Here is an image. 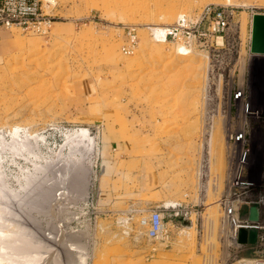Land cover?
<instances>
[{"label": "rangeland", "instance_id": "obj_1", "mask_svg": "<svg viewBox=\"0 0 264 264\" xmlns=\"http://www.w3.org/2000/svg\"><path fill=\"white\" fill-rule=\"evenodd\" d=\"M170 2L194 21L205 8L223 11L228 24L222 44L211 42L216 34L206 19L200 22L205 37H196L191 48L156 41L150 29L177 16L167 24L150 17ZM42 12L45 23L0 28V133L27 137L33 145L26 161L6 157L0 190H18L25 180L21 171L33 164L79 159L89 171L87 197L50 217L70 220V230L82 231L88 252L102 253L97 264H203L208 258L209 264H233L251 258L255 243L237 242L236 249L229 244L218 199L226 192V134L240 130L243 121L232 91L243 89L253 110L264 111V56L250 52L251 19L264 14V0H42ZM181 46L186 53L177 52ZM164 55L174 61L165 63ZM248 122L252 155L260 159L262 123ZM211 133L220 146L216 150L215 142L209 157ZM107 144L123 173L113 182L121 189L110 197L104 193L113 203L101 205L98 181ZM216 159L222 161L218 188ZM142 161L157 175L138 193ZM200 166L208 175L202 186ZM153 183L158 187L151 192ZM169 200L174 207H164ZM149 203L184 210L168 222L167 247L152 245L136 225ZM210 208L217 220L206 241ZM129 209L133 222H115ZM72 252L79 264L81 250Z\"/></svg>", "mask_w": 264, "mask_h": 264}, {"label": "bare ground", "instance_id": "obj_2", "mask_svg": "<svg viewBox=\"0 0 264 264\" xmlns=\"http://www.w3.org/2000/svg\"><path fill=\"white\" fill-rule=\"evenodd\" d=\"M226 2H230V0H226ZM182 15L183 13L178 12L176 3L170 2L161 7L157 14L152 15L150 19L167 24L176 16ZM158 29L163 28H159L157 25L151 30ZM153 37L158 42H166L159 40L156 35ZM177 52L186 53V50L181 46ZM162 60L171 64L174 57L164 55ZM171 100L173 103L176 102L174 98ZM210 136V140L208 139L209 157L212 145L216 142V150L220 146L219 138L216 139L213 133ZM32 146L27 137L12 134L6 138L4 134L0 133V166L4 165L9 154L25 160V154ZM216 161L217 164L212 166V172L215 171L217 174L215 176L218 179L214 182L219 183L218 188L221 183L219 171L222 161L219 159ZM209 168L211 169V167ZM88 175L89 171L82 166L79 159L68 157L55 162L47 160L42 164H33L31 169L21 171V177L25 180L18 190L9 193L4 191L5 187L0 190V264H74L76 262L72 258L74 254L72 251H77V249H80L83 254L79 264H86L85 261L88 257L89 264L101 262L102 253L99 255L95 249L88 252L82 231L69 229L70 220L69 222L68 220L56 222L50 217L56 216L64 209L65 205L74 206L86 199L89 186ZM163 204L164 207H174L175 203L169 200ZM209 210L210 214L207 218L204 217L206 218V241L214 233L217 220L214 210L211 208ZM141 217L146 218L147 214L143 212ZM118 220L117 223L120 224L121 217ZM137 227L142 229L141 226V228L138 225ZM92 243L95 242L92 241ZM72 246L74 247L71 248ZM196 263L200 264L201 262L197 260ZM203 264H209V258L203 260Z\"/></svg>", "mask_w": 264, "mask_h": 264}, {"label": "built area", "instance_id": "obj_3", "mask_svg": "<svg viewBox=\"0 0 264 264\" xmlns=\"http://www.w3.org/2000/svg\"><path fill=\"white\" fill-rule=\"evenodd\" d=\"M43 15L42 0H0V28L17 27L27 29L36 24L45 23ZM201 15L203 17L198 20ZM200 17L194 21L187 19L185 16H179L172 24L159 27L163 29L156 31L150 29V31L153 36H158L159 40L166 42L170 40L176 45L191 48L197 42L196 37H205L206 34L202 31L200 22L206 19L212 25V34H216L215 38L211 37V42H214L215 46L221 45L223 31L228 24L223 11L215 8H205ZM194 35L197 36L194 37ZM262 93L264 95V87ZM231 95L233 101L240 102V113L243 115V121L240 130L229 131L226 134V192L219 197L218 205L221 210V219L227 225L226 238L234 249L240 247L237 243L240 229L256 231L253 256L248 259L240 258L234 261L233 264H251L253 262L264 264V141L260 144V159H257L252 155L251 127L248 122L251 120L262 123L264 133V118L261 117L264 111L253 110L250 101L246 100L247 97L244 95L243 89H235ZM202 169L203 167L200 166V186H202V177L205 179L208 176ZM85 202L86 204L89 203V201ZM252 207H255L258 213V219L255 222L250 221L248 218ZM181 210L173 207L165 209L161 207L150 208L145 211L146 218L141 217L143 213L140 212L141 214L138 216L140 221L137 219L136 223L142 229H138L152 245L158 242L167 247L170 243V235L167 229L168 222H171L172 219L178 217L184 211ZM133 212L129 209L123 215V220L120 222L124 226L133 222ZM127 214H129V217H127ZM120 217L118 215L115 222ZM155 251V248L151 249L153 254Z\"/></svg>", "mask_w": 264, "mask_h": 264}, {"label": "crops", "instance_id": "obj_4", "mask_svg": "<svg viewBox=\"0 0 264 264\" xmlns=\"http://www.w3.org/2000/svg\"><path fill=\"white\" fill-rule=\"evenodd\" d=\"M124 152H122V154H123L122 156H124L125 159L129 158L128 153H126L127 151H124ZM131 156H132V154H131ZM125 159H124V161H125ZM101 163H102L101 174L99 176V181H98L99 195L97 197V201L101 205H104V204H108V203H113L112 200L108 201L105 199V196H104L105 192H107L108 197H110V194H112L114 190L119 189V188L121 189L120 182L116 187L113 185V182H115L118 177H122L123 170L121 171L118 169L117 163L114 165L115 159L114 158L112 159V154H111V152H109V144H107L106 147L103 148L101 151ZM153 167L155 168V165ZM147 169H148V167H147V165H145L143 163V161L138 164V169L136 172V176H137V187H136V189H137L138 193H140V192L142 193V191H145L142 186L144 183H148L149 180L152 179L153 174H154V176L157 175V172H154L153 169L150 172ZM153 179H155V177ZM157 187H158V184L153 183L151 186H149V189L151 192H153V190L156 189ZM155 205L156 204H154V203H149V207L145 210L143 209V212H145L146 210H148L150 208L158 207Z\"/></svg>", "mask_w": 264, "mask_h": 264}, {"label": "water", "instance_id": "obj_5", "mask_svg": "<svg viewBox=\"0 0 264 264\" xmlns=\"http://www.w3.org/2000/svg\"><path fill=\"white\" fill-rule=\"evenodd\" d=\"M250 52L255 56H264V14H253L251 19ZM250 221H257L258 213L252 207L248 216ZM256 241L255 230L240 229L238 231L237 242L239 244L253 245Z\"/></svg>", "mask_w": 264, "mask_h": 264}]
</instances>
